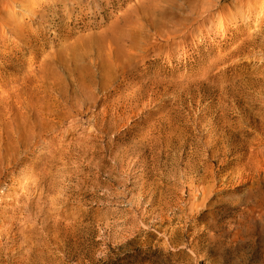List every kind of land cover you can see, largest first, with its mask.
Returning <instances> with one entry per match:
<instances>
[{"label":"rangeland","instance_id":"1","mask_svg":"<svg viewBox=\"0 0 264 264\" xmlns=\"http://www.w3.org/2000/svg\"><path fill=\"white\" fill-rule=\"evenodd\" d=\"M140 1L99 0L97 6L90 8L83 0L81 13L76 17L75 12L68 28L63 27L68 18L62 11L52 24L32 20L30 33L36 36H32L27 45L37 48L38 56L32 66L36 65V70L37 64L56 58L58 40L66 39V45L81 36L92 34L94 37L109 29L124 13L137 8L141 11ZM213 2L172 0L154 7V11L151 7L158 21L145 37L154 40V44L142 56L136 54L134 66L141 63L138 74L160 79L155 95L157 104L144 108L146 114L136 120L137 125L127 126L116 134L118 139L137 140L144 133L140 123L159 122L158 118L163 122L156 126L171 123L176 126V136L185 130L187 136L203 141L211 119L218 122L224 117L233 128L229 146L236 148H232L233 153L228 156L229 164L217 174V184L209 194L205 213L198 219L189 213L187 187L184 201L176 204L182 181H188L181 177L187 156L181 160L179 150L160 155L153 168L148 166L147 179L153 182L155 198L162 195L168 200L165 215L171 217V221L161 225L149 207L150 190L142 193L138 188L140 171L138 164L133 163L134 156L115 158L118 147H104L110 136L101 142L97 133L92 141L88 138L91 124L76 122L66 130H50L49 137L53 145L75 142L87 151L80 155L74 153L64 162H53L50 174L59 199H55L57 194L49 196L33 217L18 214L19 225L26 226L17 238L16 248L6 256L2 251L1 262L14 264L12 256L22 251L17 246L23 237L32 240L35 264H248L252 260L248 251L239 249L244 244L239 234L243 229L239 224V211L251 184L246 179L235 178L234 173L232 179H220L226 171L245 163L250 153L254 163H264V48L259 44L264 36V0H222L221 7L235 10L234 16L222 14V21L219 6L210 8ZM246 3H251L250 7L247 8ZM51 4L43 12L45 15H51L54 7H58ZM67 5L71 2H66L69 7ZM258 21L263 23L258 24ZM70 27L74 33L66 37ZM258 33L261 37H257ZM13 44L0 45V92L12 96L29 82L25 70L19 72L10 65L14 62L26 66L33 55L30 48L23 45V50H13ZM4 53L8 56L6 60H3ZM18 76L21 83L14 81ZM122 82L116 80L108 88L112 95ZM106 91L100 95L106 97L103 94ZM101 104L100 99L87 115L96 113ZM44 143L35 142L33 146L40 148ZM240 143L249 150L242 156L239 154L244 151L238 150ZM178 144L177 141L176 146ZM194 148L192 144L186 146L185 151L189 153ZM31 154L37 161L43 152L30 150L26 155ZM43 162L39 160L35 169H41ZM217 164L213 163L214 170ZM257 177L255 175L254 179ZM0 206L13 207L6 199ZM260 213L261 210H256L252 214L256 217ZM209 221L215 224L202 236L208 240L196 239V233ZM175 228L172 244H166L169 234L164 237V230L170 232ZM197 240L195 253L181 245Z\"/></svg>","mask_w":264,"mask_h":264},{"label":"bare ground","instance_id":"2","mask_svg":"<svg viewBox=\"0 0 264 264\" xmlns=\"http://www.w3.org/2000/svg\"><path fill=\"white\" fill-rule=\"evenodd\" d=\"M98 1L86 0L87 7L97 6ZM170 1L172 0H141L140 4L143 5L141 11L137 8L124 13L103 33L94 37L92 34L81 36L66 45H64L66 39L58 40L56 58L37 64L38 69L35 70L36 65H32L38 57L37 48L27 45L29 39L36 36L34 32L30 33L32 20L52 24L56 21L55 16L62 11L68 18L63 27L68 28L75 12L76 17L81 13L83 0H0V45L12 42L13 50L21 51L24 47H29L33 53L26 66L14 62L10 65L19 72L25 70L28 73L25 77L29 83L23 86V90L18 89L13 96L7 92H0V203L6 199L13 205L9 209L0 206V264H8L1 262L2 251L6 256L9 251L16 248L17 238L21 236L26 226L24 223L19 225L18 214L33 217L41 211L42 204L49 196L57 194L55 199H59L54 178L50 174L55 165L53 162H64L74 153L80 155L87 151L83 145L75 142L63 146L53 145L52 138L49 137L50 130H66L75 126L76 122L86 121L91 124L92 131L88 138L92 141L95 140L94 136L97 133L100 134L101 142L103 138L110 136L108 144L104 147H118L114 153L115 158L123 155L134 156L133 163L138 164L140 171L138 188L142 193L150 190L149 207L155 212L161 225L171 221V217L165 215V210L169 206L168 200L162 195L158 199L155 198L153 182L147 179L150 172L148 166L150 164L153 168L160 155H168L171 150H179L178 156L181 160L187 156L181 177L188 181H182L176 204L184 201L187 187L190 191L187 193L189 213L198 219L207 210L209 194L217 184V174L229 164L228 156L233 153L232 148H236L229 146L233 128L224 117L218 122L211 119L207 137L203 141L201 138L187 136L185 130V133L181 132L176 136V126L171 123L156 126V123L163 122L158 118L159 122L145 120L140 123L144 133L137 140H122L116 137V134L121 133V129L137 125L136 120L146 114L145 107H154L157 104L155 95L160 79L157 76L144 77L143 74H138L137 70L141 63L134 65L136 54L142 56V53L153 47L154 40L145 36L158 21L153 12L154 7ZM66 2H71V5L66 7ZM221 2L222 0H214L210 6L212 9L219 6L221 21L222 14L234 16L235 10L221 7ZM51 3L58 7H54L51 15H45L43 12L51 7ZM250 5L251 3H246L247 8ZM248 12H244V17ZM73 33L74 30L70 27L66 31V37ZM256 35L261 37L260 33ZM259 44L264 48V36L261 37ZM7 58V53H4L3 60ZM20 79L18 76L14 81ZM116 80L123 82L112 95L108 88ZM19 88H22V85ZM103 90H107L103 93L106 97L100 95ZM100 99L102 100L100 109L94 114L87 115L96 108ZM35 142L45 143L40 148H35L33 146ZM192 144H195V148L187 153L186 146ZM30 150L43 154L36 161L37 157L33 158V154L29 157L26 155ZM238 150L244 151L239 154L240 156L249 151L244 143L239 144ZM39 160L44 161L42 163L44 166L35 169ZM214 162L218 163L215 170ZM262 165L264 163H254L253 154L250 153L245 163L238 164L235 170L226 171L220 179V181L232 179L231 175L234 173L235 178L246 179L251 184L246 198L242 201L243 207L239 211L241 217L239 224L243 225L239 234L244 243V247L242 245L239 249L251 254L252 260L248 264H264ZM188 173L192 176H187ZM255 175H258L256 179ZM256 210H261V213L254 217L252 213ZM214 224L215 222L209 221L203 225L195 238L207 239L202 236ZM176 231V228L170 232L164 230V237L169 234L165 239L166 244H172ZM208 238L212 239V236ZM31 241V238L21 239L17 247L22 251L12 256L14 264H35ZM197 242L198 240L196 243L183 242L181 245L195 253Z\"/></svg>","mask_w":264,"mask_h":264}]
</instances>
